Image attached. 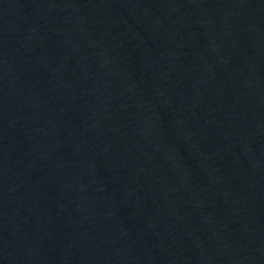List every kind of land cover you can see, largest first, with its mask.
I'll list each match as a JSON object with an SVG mask.
<instances>
[{"label":"water","instance_id":"obj_1","mask_svg":"<svg viewBox=\"0 0 264 264\" xmlns=\"http://www.w3.org/2000/svg\"><path fill=\"white\" fill-rule=\"evenodd\" d=\"M0 264H264V0H0Z\"/></svg>","mask_w":264,"mask_h":264}]
</instances>
